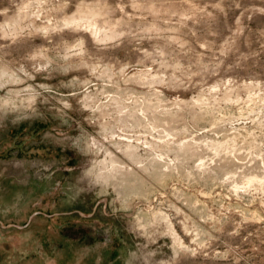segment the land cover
Returning <instances> with one entry per match:
<instances>
[{
	"label": "rangeland",
	"instance_id": "374dc122",
	"mask_svg": "<svg viewBox=\"0 0 264 264\" xmlns=\"http://www.w3.org/2000/svg\"><path fill=\"white\" fill-rule=\"evenodd\" d=\"M0 264H264V0H0Z\"/></svg>",
	"mask_w": 264,
	"mask_h": 264
}]
</instances>
